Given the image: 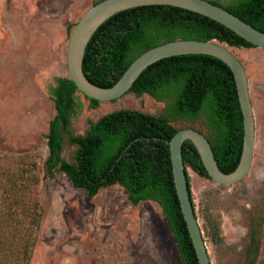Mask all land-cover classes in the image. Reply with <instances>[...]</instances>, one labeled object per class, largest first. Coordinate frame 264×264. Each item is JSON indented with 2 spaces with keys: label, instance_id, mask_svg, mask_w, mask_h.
Masks as SVG:
<instances>
[{
  "label": "rangeland",
  "instance_id": "obj_1",
  "mask_svg": "<svg viewBox=\"0 0 264 264\" xmlns=\"http://www.w3.org/2000/svg\"><path fill=\"white\" fill-rule=\"evenodd\" d=\"M100 1L0 0V206L8 202L3 192L14 183H24L36 191L41 216L29 264H183L157 202L135 205L120 185L103 188L89 198L65 174L45 176L47 134L56 115L49 87L56 77H69L67 51L72 30ZM230 49L244 65L249 80L256 128L252 169L232 190L218 188L191 168L188 173L211 263L244 264L255 219L263 222V250L257 262L263 264L264 52ZM77 96L82 109L72 122L75 135L84 134L90 121L119 109L157 116L165 111V103L149 94L139 97L128 93L117 105L97 108H92L80 92ZM173 125L210 134L202 118L174 121ZM74 150L66 141L63 156L71 161ZM29 173L37 177V184L28 179Z\"/></svg>",
  "mask_w": 264,
  "mask_h": 264
},
{
  "label": "trees",
  "instance_id": "obj_2",
  "mask_svg": "<svg viewBox=\"0 0 264 264\" xmlns=\"http://www.w3.org/2000/svg\"><path fill=\"white\" fill-rule=\"evenodd\" d=\"M210 1L264 31V0H231L229 4ZM179 39L217 40L230 47H254L200 14L168 5L143 6L119 12L99 27L86 48L85 75L98 86L111 87L141 54ZM78 93L70 77H56L49 87L56 115L47 134L45 176L53 178L56 173H63L89 198L103 188L120 185L135 205L147 200L157 202L174 234L183 264H199L176 192L169 142L181 130L173 125L174 121L202 118L210 131L209 136L204 135L221 170L231 173L238 167L244 122L230 67L216 57L202 54L160 60L140 75L128 93L139 97L149 94L164 102V115L123 108L90 121L82 135H75L71 129L73 119L82 109ZM84 97L92 108L99 106L100 101ZM66 141L75 147L71 161L63 156ZM183 157L195 210L188 168L210 178L190 141L184 143ZM28 175L29 180L38 183L33 173ZM3 197L8 202L0 206L4 207L0 211V264H29L41 216L36 191L24 183H14L3 192ZM262 229L263 222L254 219L244 264H257L263 250Z\"/></svg>",
  "mask_w": 264,
  "mask_h": 264
},
{
  "label": "water",
  "instance_id": "obj_3",
  "mask_svg": "<svg viewBox=\"0 0 264 264\" xmlns=\"http://www.w3.org/2000/svg\"><path fill=\"white\" fill-rule=\"evenodd\" d=\"M151 5L174 6L210 18L251 43L254 49L262 52H264V31L255 28L237 15L209 0H102L82 15L72 30L68 43L69 77L83 96L100 101L99 105H117L149 66L166 58L190 54L210 55L225 62L232 70L244 122L243 150L238 167L231 173L222 171L210 141L202 132L194 128L179 130L169 142L176 192L198 262L199 264H212L192 204L183 146L186 141H190L195 146L210 180L218 188L232 190L250 174L254 160L256 128L249 80L244 65L231 51L232 47L226 43L217 40L179 39L161 44L141 54L132 62L120 79L108 88L91 82L83 69L86 48L104 22L124 10Z\"/></svg>",
  "mask_w": 264,
  "mask_h": 264
},
{
  "label": "flooded vegetation",
  "instance_id": "obj_4",
  "mask_svg": "<svg viewBox=\"0 0 264 264\" xmlns=\"http://www.w3.org/2000/svg\"><path fill=\"white\" fill-rule=\"evenodd\" d=\"M95 5V4H94Z\"/></svg>",
  "mask_w": 264,
  "mask_h": 264
}]
</instances>
